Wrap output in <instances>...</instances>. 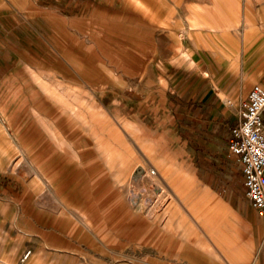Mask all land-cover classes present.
<instances>
[{"label":"rangeland","instance_id":"rangeland-1","mask_svg":"<svg viewBox=\"0 0 264 264\" xmlns=\"http://www.w3.org/2000/svg\"><path fill=\"white\" fill-rule=\"evenodd\" d=\"M241 21L264 0H0V43L23 29L0 79V264L245 260L247 228L200 185L170 104L193 32L227 56Z\"/></svg>","mask_w":264,"mask_h":264},{"label":"crops","instance_id":"crops-1","mask_svg":"<svg viewBox=\"0 0 264 264\" xmlns=\"http://www.w3.org/2000/svg\"><path fill=\"white\" fill-rule=\"evenodd\" d=\"M157 3L159 6L161 2ZM241 22L239 52L233 50L227 56L222 51L220 34L193 32L204 36L203 44L185 54L189 66L172 81L173 102L170 104L178 131L190 148L200 185L222 214L228 212L247 228L249 254L237 264H264V215L255 211L246 199L242 168L228 150L231 131L238 124L239 112L252 82H264V21ZM18 25L11 24L8 38L0 43V79L14 59L15 45L21 43L23 29ZM222 79L231 85L227 92L220 88ZM39 89L48 93L43 85ZM49 96L55 99L53 94ZM262 121L264 126V113ZM2 129L3 122H0V139L5 135ZM213 207L209 205L208 211ZM212 236V231L207 232L210 241H213ZM222 256L221 263L209 257L204 264H229L224 254Z\"/></svg>","mask_w":264,"mask_h":264},{"label":"built area","instance_id":"built-area-1","mask_svg":"<svg viewBox=\"0 0 264 264\" xmlns=\"http://www.w3.org/2000/svg\"><path fill=\"white\" fill-rule=\"evenodd\" d=\"M264 88L253 85L242 103L239 121L231 131L229 154L240 164L245 197L251 207L264 215Z\"/></svg>","mask_w":264,"mask_h":264}]
</instances>
